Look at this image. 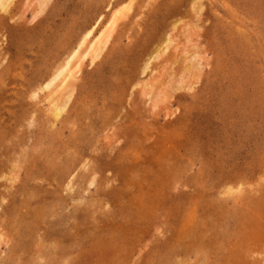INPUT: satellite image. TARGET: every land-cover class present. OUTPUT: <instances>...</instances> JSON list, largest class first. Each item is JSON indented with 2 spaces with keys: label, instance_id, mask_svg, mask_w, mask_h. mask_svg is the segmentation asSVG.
<instances>
[{
  "label": "rangeland",
  "instance_id": "374dc122",
  "mask_svg": "<svg viewBox=\"0 0 264 264\" xmlns=\"http://www.w3.org/2000/svg\"><path fill=\"white\" fill-rule=\"evenodd\" d=\"M129 1L0 6V264H264V0H132L43 88Z\"/></svg>",
  "mask_w": 264,
  "mask_h": 264
},
{
  "label": "bare ground",
  "instance_id": "6f19581e",
  "mask_svg": "<svg viewBox=\"0 0 264 264\" xmlns=\"http://www.w3.org/2000/svg\"><path fill=\"white\" fill-rule=\"evenodd\" d=\"M11 1L12 0H0L1 8L3 10H7ZM45 2H46V0H45ZM131 4H132V0H130L129 3H124V4L120 5L118 8H116L113 11V13L111 14L109 20L106 21L107 23L103 27V30L101 29V31L98 33V35L95 36L89 42V46L86 47L84 52H82L84 44L89 40L91 35H93V33L96 30L98 23L100 21L96 22L93 26H91V28H88V30L86 31L84 36H82V39L79 42L78 46L76 48H74V50H72V52L68 55V58L66 59V61L63 63V65L56 70L54 75L45 84V86L43 88L49 89L52 86H54V87H56V89L54 90V92H55V91L67 90L70 87H72V84L77 77L76 75L78 74L79 71H81V67H82V64L84 62V59L87 56H91L93 61H94L95 58H97L101 54L102 50L105 48V45L107 44V42L109 40V37L111 36L113 29H115L114 27H116L118 20L125 14L126 11H128L129 9L132 8ZM163 48H165V47H163ZM157 50L159 51V48H157ZM158 51H156V52L154 51L155 52L154 54H157ZM154 54H152V55H154ZM152 55H150V58H148V59H151ZM149 63H150V60L148 61V63L144 67V72L150 67ZM71 95L72 94L69 93L67 98L70 99ZM60 99H61V96H60ZM67 101L66 102L64 101L65 104L67 103ZM62 104L61 103L58 104V102L57 103L55 102L54 110H53L55 117H59L62 114V112L64 111L65 107ZM121 246H122V248H120L121 252H119V253H122L121 254V260H122L121 264H124L123 259H124L125 252H124L123 244ZM126 255H127V253H126ZM119 258L120 257H118L117 261L119 260ZM103 259H104V257H103ZM67 261L69 262V260H67ZM53 264H64V261L63 262L55 261ZM109 264H110V262H109ZM111 264H116V263L113 261V262H111Z\"/></svg>",
  "mask_w": 264,
  "mask_h": 264
}]
</instances>
